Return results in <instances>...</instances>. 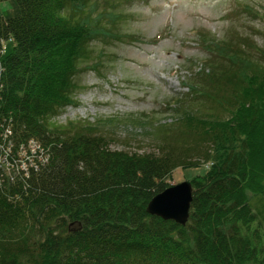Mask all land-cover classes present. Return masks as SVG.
<instances>
[{
  "label": "trees",
  "instance_id": "1",
  "mask_svg": "<svg viewBox=\"0 0 264 264\" xmlns=\"http://www.w3.org/2000/svg\"><path fill=\"white\" fill-rule=\"evenodd\" d=\"M15 1L19 16L0 10V41H13L0 60V264H264L250 203L264 197V62L209 38L226 63L214 56L198 76L232 92L189 83L169 103L176 120L149 126L163 134L158 153L112 149L98 124L53 119L74 103L75 77L99 71L89 44L109 32L88 21L98 2ZM204 164L186 225L148 213L175 169Z\"/></svg>",
  "mask_w": 264,
  "mask_h": 264
},
{
  "label": "rangeland",
  "instance_id": "2",
  "mask_svg": "<svg viewBox=\"0 0 264 264\" xmlns=\"http://www.w3.org/2000/svg\"><path fill=\"white\" fill-rule=\"evenodd\" d=\"M90 1L98 3L88 21L94 20L93 27L97 24L109 32L89 44L96 55H102L96 59L99 71L84 70L75 77L79 86L74 103L53 119L60 124H98L94 131L105 134L112 149L158 153L163 134L149 126L176 120L169 103L187 95L189 83L196 82L198 90L208 88L216 99L232 92L224 81L200 80L205 78L198 76L202 70L208 71L209 59L219 57L206 45L209 38L211 44L223 40L239 43L264 62V0ZM0 10L5 17L21 14L15 0L1 1ZM109 11L117 14L116 22L109 18L99 21L96 14ZM12 48V41L0 45V60ZM217 63L226 62L221 56ZM225 89L229 91L221 92ZM207 104L215 105L212 100ZM207 166L177 168L168 181L171 185L190 181ZM250 203L257 222L264 223V197L251 194Z\"/></svg>",
  "mask_w": 264,
  "mask_h": 264
},
{
  "label": "water",
  "instance_id": "3",
  "mask_svg": "<svg viewBox=\"0 0 264 264\" xmlns=\"http://www.w3.org/2000/svg\"><path fill=\"white\" fill-rule=\"evenodd\" d=\"M1 70V62H0ZM194 187L185 180L157 193L148 203L147 211L164 220H173L186 225L190 218Z\"/></svg>",
  "mask_w": 264,
  "mask_h": 264
},
{
  "label": "built area",
  "instance_id": "4",
  "mask_svg": "<svg viewBox=\"0 0 264 264\" xmlns=\"http://www.w3.org/2000/svg\"><path fill=\"white\" fill-rule=\"evenodd\" d=\"M29 145H30L31 149H32L34 152H36V151L39 149V145H37V144L34 143V142L30 143ZM40 150H41V149H40ZM29 164H30V166L35 167V168H38V167H39V165L35 164L34 161H32V160L30 161ZM21 167H22L23 170H28V168H27V163L21 164Z\"/></svg>",
  "mask_w": 264,
  "mask_h": 264
}]
</instances>
